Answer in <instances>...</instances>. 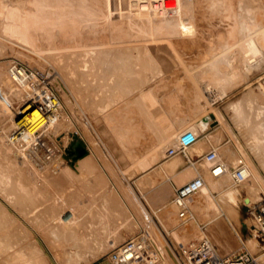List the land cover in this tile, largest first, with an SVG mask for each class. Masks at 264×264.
<instances>
[{
    "label": "rangeland",
    "instance_id": "374dc122",
    "mask_svg": "<svg viewBox=\"0 0 264 264\" xmlns=\"http://www.w3.org/2000/svg\"><path fill=\"white\" fill-rule=\"evenodd\" d=\"M263 1L8 0V5L13 3L9 6L4 1L0 174L10 170L11 179L8 183L0 176V183H8L0 185V264H111L110 253L143 232L155 264H168L155 231L174 253L206 238L221 257L248 253L264 264V242L256 239V251L252 250L243 235L232 232L228 216H219L224 195L232 191L242 232L250 234L253 222L242 209L243 198L250 196V188L257 193L252 203L264 199V160L260 163L249 145L253 126L242 124L248 114L245 96L250 94L264 109V66L244 75L245 51L234 48L247 43L245 24L251 27L258 16L264 22L258 13L264 12ZM157 44L172 55L166 51L160 56L165 49ZM24 48L32 52V61L11 51ZM13 63L39 72V81L46 79V89L56 94L64 114L56 126L37 127L17 143L10 141L11 135L26 120L18 119L17 108L11 109L19 103L8 81ZM228 65L241 73L237 84L228 85ZM58 79L62 81L57 86ZM25 89L26 85L19 88L23 103ZM238 98L243 102L241 113L229 108ZM32 99L41 102L34 94ZM238 113L241 118H236ZM255 121H264V113ZM184 131L198 140L206 134L213 137L210 144L227 167L242 163L252 173L240 184L227 178L205 182L208 214L192 212L185 224L174 217L169 202L174 191L168 181L180 187L204 176V163L193 168L179 155L166 156ZM77 147L84 150L78 158ZM228 147L236 153L233 159L225 155ZM242 147L249 154L244 155ZM174 160H180L179 167L170 166ZM152 175L159 180L155 185ZM164 186L170 196L166 203L161 199Z\"/></svg>",
    "mask_w": 264,
    "mask_h": 264
},
{
    "label": "bare ground",
    "instance_id": "6f19581e",
    "mask_svg": "<svg viewBox=\"0 0 264 264\" xmlns=\"http://www.w3.org/2000/svg\"><path fill=\"white\" fill-rule=\"evenodd\" d=\"M4 1H7V6H9V5H13V1L14 0H11L13 3H9V5H8V0H0V5L4 2ZM16 1V0H15ZM18 2L20 1V2H26V1H28V0H17ZM32 1V3H33V1L35 2V3H37L38 2V0H31ZM20 2H19V4H20ZM15 3H17V2H15ZM14 3V4H15ZM61 3V2H60ZM262 3H264V1L262 2ZM17 5V4H16ZM25 5V4H24ZM62 5H64V3H62ZM19 6V5H18ZM22 7H24V6H22ZM64 7V6H63ZM9 8V7H8ZM12 8H14V7H12ZM15 9V8H14ZM17 9V8H16ZM9 10H10V8H9ZM56 11H57V9H56ZM247 12H251L250 10L248 11V10H246ZM245 11V12H246ZM249 13H247V15L249 14ZM259 13V15H261L262 17H264V12H258ZM196 15V14H195ZM252 16H254V17H256V16H258V15H252ZM251 18V17H250ZM257 18V19H256ZM255 18V20H254V18H252L253 19V21H255V22H252L251 21V23H252V25H251V27H249L250 25V23L248 24H245V22H244V24H245V26H244V33L245 34H243V37H244V39H246L245 40V42L247 41V43H245V45L243 46L242 44V46H239V47H234V48H236V49H238V52L241 50H244V51H242V52H244L242 55L244 56V57H242V59H244V63H242L243 65H244V69H241V70H243L244 71V75H248V74H250L251 75V73H252V71H254V70H257L258 71V69H259V67H260V69H261V67L262 66H264V22L262 23H260L259 22V19H260V21L262 20L259 16L258 17H256ZM259 18V19H258ZM251 20V19H250ZM247 22V21H246ZM248 22H249V20H248ZM66 28V27H65ZM224 35V34H223ZM171 36H173V35H171ZM174 37V36H173ZM236 37V36H235ZM240 37V36H239ZM181 39V38H180ZM179 39V40H180ZM234 39V38H233ZM240 39H242L241 37H240ZM239 39V40H240ZM175 40V39H174ZM182 40V39H181ZM227 40V39H226ZM229 40H230V38H229ZM153 41V40H152ZM159 41V40H158ZM157 41V42H158ZM168 41V40H167ZM167 41H165L164 40V43L165 42H167ZM170 41V40H169ZM172 41V40H171ZM160 42V41H159ZM162 42V41H161ZM181 42V41H180ZM151 43V42H150ZM155 44H156V42H154ZM163 42L161 43V44H164ZM171 43V42H170ZM174 43H175V41H174ZM179 43V42H178ZM237 43V42H236ZM153 44V43H152ZM154 44V45H155ZM159 44V43H158ZM157 44V46L159 47L160 45H158ZM176 44V43H175ZM175 44H174V46H175ZM191 44H193V42L191 43ZM148 45H150V44H148ZM167 45V44H166ZM173 45V43L171 44V46ZM200 45V44H199ZM239 45V44H238ZM152 46V45H151ZM179 46L180 45H177V47L179 48ZM230 46V45H229ZM158 47H153V48H155V49H153V50H156V51H158L157 50V48ZM164 47H167V46H165V44H164ZM162 45H161V47H159V48H164ZM177 47H174V48H177ZM195 47V46H194ZM4 48H6V46L4 45V44H2V43H0V51L2 52L3 50H4ZM150 48V47H149ZM167 48H169V47H167ZM177 48V49H178ZM184 48V47H183ZM225 48H228L227 46L225 47ZM11 49V48H10ZM165 49V48H164ZM172 49V48H171ZM180 49V48H179ZM182 49V48H181ZM180 49V50H181ZM233 49V48H232ZM240 49V50H239ZM148 50H151V48L150 49H148ZM167 50H169V49H165V51H163V49H159V53H160V51H163V54H159L160 56L162 55L163 57H164V53L167 51ZM183 50V49H182ZM189 50V49H188ZM14 54H17V55H20V59H26L27 61H32L33 59H32V56H31V54H32V52L30 51V50H28V49H17V50H11ZM155 51V52H156ZM170 51V50H169ZM169 51H167V53H165L166 55L168 54V55H172V54H169L168 52ZM174 51V50H173ZM177 51V50H176ZM184 51H186V50H184ZM230 51V50H229ZM228 51V52H229ZM150 52V51H149ZM148 52V53H149ZM180 52V51H179ZM187 52H189V51H187ZM151 53L153 54V52H152V50H151V52H150V55H151ZM170 53H172V51L170 52ZM174 54H176L175 52H174ZM183 54V53H182ZM238 54V53H237ZM155 55H156V53H155ZM155 55H153L154 57L153 58H155ZM158 55V54H157ZM156 55V57H159V55L157 56ZM167 55V56H168ZM181 55V54H180ZM184 55V54H183ZM182 55V56H183ZM187 55H188V53H187ZM241 55V56H242ZM174 56V55H173ZM177 57H178V55H176ZM176 56H175V59H176ZM185 56V55H184ZM186 57V56H185ZM211 57V56H210ZM226 57V56H225ZM166 58V57H165ZM227 58V57H226ZM225 58V59H226ZM161 59H164V58H161ZM224 59V58H223ZM165 60V59H164ZM164 60H163V62H164ZM172 60V59H171ZM170 60V61H171ZM182 60V59H181ZM187 60V59H186ZM227 60V59H226ZM238 60V59H237ZM159 61V60H158ZM169 61V62H170ZM173 61H174V59H173ZM240 61V60H239ZM37 62H39V63H41L40 61H37ZM45 62V61H44ZM163 62H161L162 64H163ZM175 62V61H174ZM185 62H187V61H185ZM227 62V61H226ZM229 62V61H228ZM158 63V62H157ZM160 63V62H159ZM165 63V62H164ZM221 63V62H220ZM233 63V61H232V58H231V60H230V64H232ZM161 64V65H162ZM166 64H167V62H166ZM222 64V63H221ZM228 64V63H227ZM241 64V65H242ZM229 66V70L228 71H230V75H226L227 76V80H228V82H230V83H228V85H230V84H232V85H234V84H237L238 83V78L240 77L239 75L241 74H239V72H237V70L235 69V71H234V69L230 66V65H228ZM227 67V66H226ZM225 67V68H226ZM236 67V66H235ZM251 72V73H250ZM39 72H36V71H34L31 67H29V66H27V65H25V64H15V63H13L11 66H9V77H8V81H9V84H11L15 89H16V100H18L19 101V103L18 104H13V106H12V108L11 109H15V108H17L18 109V112H17V114H18V119H22V118H25V120H26V123H19L17 126H16V128H15V130L13 131V133H12V135H11V138H10V141L12 142V143H17V142H19L21 139H23L27 134H29V133H33V130H36V128L37 127H43V126H46L47 124L50 126V127H52V126H56L57 124H59V122L62 120V118L64 117V114L62 113L61 114V112L59 111V109H60V104H59V99H58V97L56 96V94L55 93H52V92H49L48 91V89H46V79H44V78H42L43 79V81L42 82H40L39 81V76L41 75H39L38 74ZM258 73V72H257ZM260 73V72H259ZM243 74V73H242ZM261 74V73H260ZM264 75V74H263ZM242 76V75H241ZM243 77V76H242ZM60 79V78H59ZM58 79V80H59ZM190 79V78H189ZM62 80H59L58 82L57 81H55V84L57 85L58 83L60 84V82H61ZM24 85H26V87L30 90V91H28V89H25V94H27V96H26V102L25 103H23L24 102V98L21 96V91H19V88H20V86L22 87V86H24ZM231 85V86H232ZM58 86V85H57ZM60 87V86H59ZM233 88H234V86H233ZM237 88V87H236ZM56 89H58V88H56ZM60 89V88H59ZM232 89V88H231ZM235 89V88H234ZM39 90V91H38ZM36 91H38L37 93H36ZM2 91H1V89H0V102L1 101H3V99H4V96L3 95H1L2 93H1ZM195 92V91H194ZM71 93V92H70ZM191 93H192V91H191ZM34 94V96L35 97H38L39 99H40V101L41 102H39V103H35L34 101H33V99H32V95ZM194 94V93H193ZM196 94V93H195ZM189 96V95H188ZM193 96V95H192ZM191 97V96H190ZM191 99V98H190ZM193 99V98H192ZM245 101H244V105H245V108L247 109V112H248V114H246L244 117H245V120L243 121V126L245 127V128H250L251 126H253V130L251 131V133L249 134V137H248V141H249V145H250V148H251V150L253 151V153H254V156L256 157V158H258V160H260V163H262L263 164V162H262V160H264V121H258V123H257V121H255L257 118H260L261 116H262V114L264 113V109H262L261 107H259V106H256V100L255 99H252L251 98V96H250V94H248L247 96H245ZM243 102H241V98H238L235 102H232L230 105H229V108L232 110V111H234V112H239L240 111V108L241 107H243L242 104ZM258 104V103H257ZM1 106H5L4 104L2 105V103L0 104ZM18 105H20L19 107H18ZM261 105V104H260ZM73 106V105H72ZM102 106V105H101ZM125 106V105H124ZM99 108H101V107H99ZM103 108V107H102ZM244 108V109H245ZM5 109V108H4ZM242 109V108H241ZM2 110V109H1ZM181 110V109H180ZM208 110V109H207ZM9 112V111H8ZM210 112V111H209ZM253 112V113H252ZM116 113V112H115ZM119 113H121V112H119ZM212 113V112H211ZM214 113V112H213ZM240 113H241V111H240ZM4 114H5V112H4ZM3 114V115H4ZM118 114V113H117ZM251 114L253 115V117L251 116ZM255 114V115H254ZM119 115V114H118ZM215 115V114H214ZM11 116H12V114H11ZM110 116V115H109ZM203 116V115H202ZM207 115H205V117H206ZM234 116H236V114H234ZM240 115H239V113H238V116H236V118L237 117H239ZM241 116H242V114H241ZM241 116H240V118H241ZM1 117H3L2 115H1ZM210 117V116H209ZM212 117V116H211ZM221 117V116H220ZM252 117V118H251ZM4 118V117H3ZM240 118H239V120H240ZM5 119V118H4ZM108 119H109V117H108ZM213 119V118H212ZM215 119V118H214ZM220 119H222V118H220ZM242 119H244V118H242ZM263 119V118H262ZM60 120V121H59ZM182 121V120H181ZM210 121V120H209ZM208 121V122H209ZM203 122H204V120H203ZM212 122H213V120H212ZM108 123V122H107ZM207 123V122H206ZM89 124V123H88ZM195 124V123H194ZM91 125V124H90ZM94 125V124H93ZM87 126H89V125H87ZM92 126V125H91ZM90 126V128L91 129H93L92 127ZM197 128V127H196ZM32 131V132H31ZM93 131V133H94V130H92ZM0 132H2V130H0ZM34 134V133H33ZM95 134V133H94ZM101 138V137H100ZM208 141L207 143H209L210 144V141L212 140H214V138L212 137H209V135H207L206 134V136L205 137H203L202 139H199L197 142H196V147L198 148V147H203V146H205V144H206V142L205 141ZM192 148V147H191ZM195 153V152H194ZM226 153H229V148L228 149H226ZM231 153H232V151H231ZM186 154L187 155H190L191 154V151L190 150H187L186 151ZM217 154V153H216ZM233 154V153H232ZM178 155V154H177ZM219 155H217V158L225 165V167H226V171L222 174V175H220V176H223L224 174H227V177H229V179L230 180H232V178H231V173L234 171V170H236V169H230V168H228L227 166H226V164H225V162L220 158V157H218ZM169 158V157H168ZM248 158V157H247ZM178 159V158H177ZM171 162V161H170ZM174 162V161H173ZM173 162H171V163H173ZM179 162H180V160H179ZM177 164V162H174V164ZM181 163V162H180ZM205 163V162H204ZM206 164V163H205ZM207 165V164H206ZM264 165V164H263ZM170 166H173V165H170ZM208 166V165H207ZM244 166V165H243ZM178 167V166H177ZM206 167V166H205ZM264 167V166H263ZM174 169V168H173ZM175 170V169H174ZM202 171H204V170H202ZM1 172V171H0ZM4 172H6V170L4 171ZM3 172V173H4ZM155 172V171H154ZM206 172V171H205ZM3 173H1L2 174V176H1V174H0V176L2 177V178H5V181L6 182H8L9 183V180L11 179L10 178V170H9V172L7 171L5 174H3ZM209 173V172H208ZM242 173H243V176H244V180L243 181H245V180H247L250 176H251V171L247 168V167H243L242 168ZM206 175H207V173H206ZM50 176V175H49ZM211 175L209 174V177H210ZM220 176H218V177H220ZM197 177H200V176H197ZM205 177H207V176H205ZM218 177H216V178H218ZM2 178H0V179H2ZM201 178V177H200ZM211 178H212V180H215V179H213L214 177H212L211 176ZM202 179V178H201ZM207 179V178H206ZM4 180V179H3ZM50 180V179H49ZM203 180V179H202ZM0 181H2V180H0ZM150 181H151V183L153 184V185H155L159 180H158V177L157 176H150ZM208 181V180H207ZM233 181V180H232ZM242 181V182H243ZM3 182V181H2ZM5 182V184H3V183H0V185L1 184H3V185H6V187H7V184L8 183H6ZM123 182H125V181H123ZM204 182H206V181H203V183ZM234 182V181H233ZM242 182H240V183H242ZM210 183V182H209ZM212 183V182H211ZM215 183V182H214ZM239 183V184H240ZM126 184V186H127V183H125ZM208 184V183H207ZM217 184V183H216ZM2 185V186H3ZM213 185H215V184H213ZM218 185V184H217ZM129 186V185H128ZM4 187V186H3ZM210 187V186H209ZM218 187V186H217ZM157 188V187H156ZM208 188V187H207ZM213 188H215V186L213 187ZM220 188V187H219ZM205 189H206V184H203V186L201 187V189L199 190V192L198 193H196L192 198H191V201L189 202L188 201V204H187V209H188V212L189 213H192V212H200V215H201V213H203V215H206L204 212H206L207 210H208V208H209V206H210V202L207 200V196L205 197L204 196V194H207V192L205 191ZM209 189V188H208ZM208 189H206V190H208ZM206 192V193H205ZM246 193H248V195H250L249 197H248V199L249 200H251V201H253L255 198V196L257 195V193L255 194V191H253L252 189H250V188H248L247 189V191H246ZM199 194V195H198ZM198 195V197H196ZM234 198H235V196H234V193H232V191H230V192H227L225 195H224V197H223V199H222V203H223V208H224V211H219L220 213H219V216H224V214H226L228 217H227V222H229V226H231V228H232V232H235L236 234H240L241 236L243 235V238L246 240V245H250L251 247H249V248H252V250H255L256 251V247H257V242H256V238H255V235H254V237H253V232L250 230V234L246 237V233L244 234L243 232H242V227H243V222L241 221V216H240V213H238L237 211H235V209H234V206H235V203H234ZM211 200V199H210ZM262 200H264L263 198L261 199V200H259L258 202H261ZM193 201V205H192V207L190 208V204H191V202ZM258 202H254V203H258ZM212 204V203H211ZM253 204V203H252ZM172 206H173V204H172ZM214 206V205H213ZM174 207V206H173ZM216 207V206H215ZM174 210H175V207L173 208ZM211 210H212V208H210ZM214 209V208H213ZM210 210V211H211ZM214 212L216 211V210H213ZM175 212V211H174ZM212 212V211H211ZM213 212V213H214ZM211 214V216H213V215H216V214ZM207 214H208V211H207ZM175 215V214H174ZM217 215H218V213H217ZM202 216V215H201ZM211 216H208V217H211ZM218 216V217H219ZM175 218H177L178 219V217H177V214L174 216ZM189 217H190V215H189ZM226 217V216H225ZM214 218V217H213ZM212 218V219H213ZM188 219V217L186 218V219H184V220H187ZM216 219V218H215ZM61 220V219H60ZM178 220H180V219H178ZM208 220V219H207ZM180 221H183V220H180ZM219 222V221H218ZM220 223V222H219ZM245 225V224H244ZM247 227V226H246ZM247 229V228H246ZM249 229V228H248ZM3 230V229H2ZM4 230H6V228L4 229ZM200 230V229H199ZM1 231V230H0ZM155 231V230H154ZM201 233V232H200ZM198 234V233H197ZM238 234V235H239ZM198 236V235H197ZM200 236V235H199ZM4 238V237H3ZM154 238H155V240L157 241V244H158V247H161L163 250H164V260H166L167 261V263L168 264H184V262H183V260L178 256V254H177V251L174 253V252H172L168 247H167V245H166V243H165V240H164V238H163V236L161 235V233H159L158 231H155L154 232ZM195 238V237H194ZM254 238H255V240H254ZM196 239V238H195ZM240 240V239H239ZM196 243V242H195ZM187 246V245H186ZM182 247H185V246H182ZM246 248V247H245ZM77 256V255H76ZM264 256V255H263ZM109 260H110V258H109ZM110 263H111V261H110ZM112 264V263H111ZM164 264H166V263H164Z\"/></svg>",
    "mask_w": 264,
    "mask_h": 264
},
{
    "label": "built area",
    "instance_id": "2783aa9c",
    "mask_svg": "<svg viewBox=\"0 0 264 264\" xmlns=\"http://www.w3.org/2000/svg\"><path fill=\"white\" fill-rule=\"evenodd\" d=\"M198 137L191 131H184L177 139V146L169 148L166 156L171 158L177 154L185 155V152L196 144ZM208 165L209 174L216 178L226 171L225 165L217 158L214 150L209 151L203 157ZM243 164L231 173L234 183L239 184L244 180L242 173ZM203 180L195 177L180 187L175 188L172 204L177 209V217L184 220L188 217V201L199 192L203 186ZM246 215L253 222V229L259 239L264 242V202L252 206H246ZM149 240L143 232L136 238L129 239L116 247L109 255L112 264H155ZM178 256L184 264H259L256 258L248 253L235 256L221 257L217 254L212 243L204 238L196 243L180 247Z\"/></svg>",
    "mask_w": 264,
    "mask_h": 264
},
{
    "label": "crops",
    "instance_id": "0c3cea01",
    "mask_svg": "<svg viewBox=\"0 0 264 264\" xmlns=\"http://www.w3.org/2000/svg\"><path fill=\"white\" fill-rule=\"evenodd\" d=\"M231 104V103H230ZM229 104V105H230ZM230 111V110H229ZM231 112V111H230ZM210 134V133H209ZM236 140H238V141H240L238 138H236L235 139V145H236ZM206 142V144H205V146H203V147H196V144L195 145H193L192 146V148H190L189 150L191 151V154L189 155V156H186V155H181V154H178L181 158H182V161H183V163L185 164V165H190L191 164V166L194 168V166L195 165H197V164H203L204 163V161H203V157H204V155H206L209 151H211V150H214L215 148H212V146H211V144H209V143H207L208 141L206 140L205 141ZM237 147H240V146H238V145H236ZM229 148V153H225V155L227 156V158L228 159H233L234 157H235V152L230 148V147H228ZM241 150H242V152H243V154H244V151L245 152H247L243 147L242 148H240ZM231 151H232V153H231ZM195 152V153H194ZM248 153V152H247ZM249 154V153H248ZM178 155H176V156H178ZM245 155V154H244ZM250 156V155H249ZM175 157V156H174ZM172 158V157H171ZM222 159V158H221ZM223 160V159H222ZM224 161V160H223ZM174 162H177V164L175 163L174 164ZM174 162H173V166L176 168L177 166L179 167L180 166V162H178V161H175L174 160ZM225 162V161H224ZM226 163V162H225ZM240 164H242V163H239L238 164V166L240 165ZM205 163H204V167H202V170H204V176H201V178L203 179V181H206V183L207 182H209L210 180H211V176L209 177V170H208V166H207V170H206V167H205ZM182 168V167H181ZM181 168H179L178 170H181ZM228 168H230V169H233V168H231L229 165H228ZM236 169V168H235ZM206 171V172H205ZM206 173H207V175H206ZM205 176H207V177H205ZM207 178V179H206ZM226 179L227 178V180L229 179L227 176H220V177H218V178H213V179H215V180H212V181H214V182H216V181H218V179ZM208 180V181H207ZM168 183L170 184V186H171V188L173 189V191L175 190V188H177V187H175V185H174V183L171 181V180H169L168 181ZM204 184H205V182H204ZM168 186H164L163 187V191H165L166 193H165V195L164 196H162V201L164 202V203H166V202H168V200H169V192H168ZM174 193V192H173ZM163 195V194H162ZM172 198H173V194H172V197H171V199H170V204L172 205ZM191 201V199L189 200V202ZM244 201H245V203H244ZM192 203V202H191ZM259 203V202H258ZM258 203H253L252 204V202H251V200H249L248 198H243V204H242V209H246V206H252V205H254V204H258ZM173 207V206H172ZM174 208V207H173ZM175 213L177 214V209L175 208ZM189 215H190V217H189ZM192 219V214L191 213H188V219L187 220H183V221H180V222H182L183 224H185V223H187V222H189L190 220ZM211 220V219H210ZM250 228V230L254 233L253 234V237H254V235H255V238L256 239H259V237L257 236V234H256V232L254 231V229H253V224H251V226L249 227ZM246 237L249 235L247 232H246ZM255 238H254V240H255ZM244 239V238H243ZM260 240V239H259ZM244 241H245V243H246V240L244 239ZM257 242V241H256ZM247 244V243H246Z\"/></svg>",
    "mask_w": 264,
    "mask_h": 264
},
{
    "label": "water",
    "instance_id": "95a60500",
    "mask_svg": "<svg viewBox=\"0 0 264 264\" xmlns=\"http://www.w3.org/2000/svg\"><path fill=\"white\" fill-rule=\"evenodd\" d=\"M84 155V150L81 147L76 148V158Z\"/></svg>",
    "mask_w": 264,
    "mask_h": 264
}]
</instances>
